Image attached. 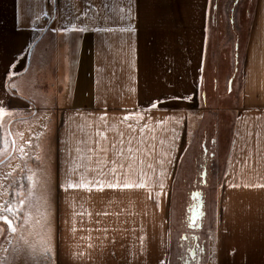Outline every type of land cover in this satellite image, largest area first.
Segmentation results:
<instances>
[{
  "label": "crops",
  "instance_id": "crops-1",
  "mask_svg": "<svg viewBox=\"0 0 264 264\" xmlns=\"http://www.w3.org/2000/svg\"><path fill=\"white\" fill-rule=\"evenodd\" d=\"M0 108L54 116L51 206L25 202L37 221L4 234L0 264H178L177 182L210 110L231 127L202 171L205 264H264V0H0Z\"/></svg>",
  "mask_w": 264,
  "mask_h": 264
},
{
  "label": "rangeland",
  "instance_id": "rangeland-1",
  "mask_svg": "<svg viewBox=\"0 0 264 264\" xmlns=\"http://www.w3.org/2000/svg\"><path fill=\"white\" fill-rule=\"evenodd\" d=\"M204 93V96L208 95L209 98L213 96L212 92ZM16 115L8 116L7 120L0 122V217H8L12 221V227L18 231L20 222L25 228L26 224L37 221L35 213L30 211L31 205L27 207L25 202L42 198L44 210L41 211V207L37 205L33 207L38 209L36 214L40 216L43 214L44 221L46 209L52 203L51 175L47 173L51 159L44 151H50L54 142L51 120L54 116L42 110L36 114L29 111L26 116L36 115L34 120L19 121L17 120L19 116ZM206 116L201 122L204 147L201 135V139L198 138L197 150L195 148L184 159L177 182L173 221L178 245L176 251L178 264H205L214 257L216 193L210 188L214 181L211 173L203 175L202 171L204 169L212 171L215 162L223 164V156L218 154L221 149L218 144L225 147L228 142L231 116L211 110ZM41 148L44 150L43 153ZM40 170L44 172L39 179L42 180L44 188L35 190L34 182L36 184L39 181L37 177ZM26 209L27 219L24 213ZM9 232L13 231L3 219H0L2 244L4 234L7 236Z\"/></svg>",
  "mask_w": 264,
  "mask_h": 264
},
{
  "label": "snow or ice",
  "instance_id": "snow-or-ice-1",
  "mask_svg": "<svg viewBox=\"0 0 264 264\" xmlns=\"http://www.w3.org/2000/svg\"><path fill=\"white\" fill-rule=\"evenodd\" d=\"M122 11V10H121ZM121 19H123V17H121ZM124 31H131L132 29H123ZM0 111H3V109L2 108H0ZM124 119H128V117H124ZM86 185H84L83 183H81V184H78V185H74L71 181H69V183H68V187L69 188H72V187H85ZM109 187H116L117 185H113V184H109L108 185ZM137 187H143L144 185L143 184H140V185H136ZM124 187H133V185L132 184H124ZM101 190H102V188H101ZM196 195H198V194H196ZM10 210V209H9ZM0 219H3L7 224H8V226L11 228V230L13 231V232H15L16 231V229H15V227H12V221L11 220H9L8 219V217H0Z\"/></svg>",
  "mask_w": 264,
  "mask_h": 264
}]
</instances>
